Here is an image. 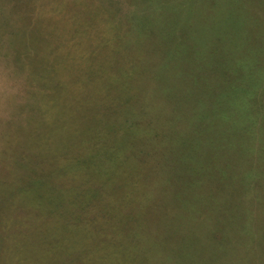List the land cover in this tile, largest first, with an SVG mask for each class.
Listing matches in <instances>:
<instances>
[{
	"label": "rangeland",
	"instance_id": "1",
	"mask_svg": "<svg viewBox=\"0 0 264 264\" xmlns=\"http://www.w3.org/2000/svg\"><path fill=\"white\" fill-rule=\"evenodd\" d=\"M4 148L0 264L13 229L72 264H264V0H0ZM85 152L70 186L25 166Z\"/></svg>",
	"mask_w": 264,
	"mask_h": 264
},
{
	"label": "trees",
	"instance_id": "2",
	"mask_svg": "<svg viewBox=\"0 0 264 264\" xmlns=\"http://www.w3.org/2000/svg\"><path fill=\"white\" fill-rule=\"evenodd\" d=\"M227 7V6H226ZM89 12H86V14H88ZM150 23V22H149ZM151 24V23H150ZM116 25V23L114 24ZM92 26V25H91ZM146 26V24H145ZM132 28L136 29V25L133 24ZM147 28V27H146ZM89 45L91 43H88ZM93 45V44H92ZM91 45V46H92ZM96 48H94L93 52L94 54H91V61L92 63H95V61L98 59H96V57L94 56H99V62L97 65V68L95 69V71L97 72V77H102V76H106L107 72L106 69L103 67L104 63L107 62V58H105L104 56L101 55V53L99 54L98 51H101L100 49H103L105 47V45H101L99 42L96 43ZM111 46L109 45L108 48H110ZM91 48V47H90ZM100 48V49H99ZM111 50V49H109ZM92 52V53H93ZM82 52H78V55L76 56V60L82 61L81 59L86 58L84 55L82 56L81 54ZM88 59V58H87ZM117 59V58H115ZM113 58H110L111 61L115 60ZM89 60V59H88ZM79 61V62H80ZM119 63H121V61H118ZM98 70V71H97ZM105 71V72H104ZM133 70H130L128 73H132ZM126 70H123L122 72L118 73V74H122L124 76L128 75ZM118 78V77H117ZM118 81H122V80H118ZM118 84V83H116ZM126 92V88H122L118 94ZM117 96V95H116ZM243 103V102H241ZM34 112L36 110H33ZM31 120V119H29ZM28 120V121H29ZM27 122V121H26ZM3 141L6 143L5 146H8L9 141H7L6 138H3ZM11 141H15L18 142L16 144V146H18V148H20V152H17L19 154L23 153L24 156L26 158H33L35 156H32L33 154L29 153V149H27L28 147H30L29 145H27V143L23 141L20 143V141H16V140H11ZM35 148H42L43 150H46L45 148V144L41 141H38L35 145H33ZM23 151V152H22ZM3 153L0 156V217H2V215H4V217L7 216V220L6 223L7 225L9 224H13L16 220L18 219H13L9 217L8 214V210L7 208L11 207L12 205H16L14 202H19L22 198V195L19 194V196L17 194H15L14 191V183L11 181V168H10V162L8 163L9 160V155L12 154L8 153L7 150H3ZM46 154H51L53 153L52 150L49 152H45ZM78 159H76V161H71V162H67V161H58L57 160H44L39 159V160H31V161H26L25 162V166L27 168V172L31 173V172H37L39 173L37 176L40 178H44L45 180H55L59 183V185L64 184L66 186H70V182L73 181V177L68 176V177H63V171H66V173H69L71 175V173H74V168L79 166L82 167L84 170L87 169V165H90L89 161H88V157H86V152H85V156H83L81 154V156L77 157ZM84 180L82 181H78V183L80 185H82ZM11 191V192H9ZM8 193H13L11 198H8ZM35 198V197H34ZM37 199V198H36ZM31 199L29 198V201ZM25 203V204H32V202ZM97 202H93V205H95V207H98L100 205H103L105 202L103 200H96ZM64 205V202H63ZM67 207H72L68 202H66ZM31 207V206H29ZM6 210V211H5ZM20 211V210H19ZM44 215V214H43ZM51 215V214H49ZM53 216V215H52ZM29 218H31L29 216ZM50 218V217H48ZM47 218V219H48ZM62 219V218H61ZM70 219H72L73 223H78L79 219H74L72 217H70ZM82 219H87V218H82ZM19 223H21L22 221L18 220ZM5 223V221H4ZM48 223H58V221H45L40 223V227L39 230L42 229L45 224ZM44 225V226H43ZM15 225H13L12 227L14 228ZM10 227L7 226V228ZM11 241L8 242V244L6 245L4 252H5V256H11L13 257V264H32V261L35 263H40V264H72V260L71 262H69L68 260H64V256L67 255V243L70 241V237L68 236H63V237H56L54 234L50 233L48 235H43L40 236L38 235V233L36 232L34 235L32 234V231H29V233L27 234H19L18 232H15V229L11 230ZM135 240V239H134ZM129 241V240H127ZM134 243H136L138 245V242L135 241ZM136 248V247H135ZM144 252V251H143ZM141 252H136V251H132L130 253L129 256H140ZM26 256H41L40 258H33V257H26ZM60 256H62V258H60ZM78 256V255H76ZM130 264V263H129Z\"/></svg>",
	"mask_w": 264,
	"mask_h": 264
}]
</instances>
